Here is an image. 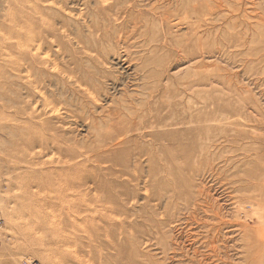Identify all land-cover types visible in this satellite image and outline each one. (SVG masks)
I'll list each match as a JSON object with an SVG mask.
<instances>
[{"label": "rangeland", "instance_id": "374dc122", "mask_svg": "<svg viewBox=\"0 0 264 264\" xmlns=\"http://www.w3.org/2000/svg\"><path fill=\"white\" fill-rule=\"evenodd\" d=\"M169 1L0 0V264H264V89Z\"/></svg>", "mask_w": 264, "mask_h": 264}, {"label": "bare ground", "instance_id": "6f19581e", "mask_svg": "<svg viewBox=\"0 0 264 264\" xmlns=\"http://www.w3.org/2000/svg\"><path fill=\"white\" fill-rule=\"evenodd\" d=\"M169 9H174L172 17H169ZM165 11L168 22L174 18V26L179 30L174 49L180 62L193 61L205 70L208 69L205 61L212 58H224L228 66L237 69L246 64L245 73L250 82L264 89V0H170ZM140 112V108L123 106L118 114L133 122L140 118ZM160 113L155 109L151 117L158 124L162 121ZM143 115L147 116L148 111ZM130 129L119 128L114 136L127 134ZM101 132L107 137L113 134ZM154 152L150 151L147 160L150 164L159 158V149L157 155ZM23 258L18 260L23 262Z\"/></svg>", "mask_w": 264, "mask_h": 264}, {"label": "built area", "instance_id": "2783aa9c", "mask_svg": "<svg viewBox=\"0 0 264 264\" xmlns=\"http://www.w3.org/2000/svg\"><path fill=\"white\" fill-rule=\"evenodd\" d=\"M3 226V220L0 218V228Z\"/></svg>", "mask_w": 264, "mask_h": 264}]
</instances>
